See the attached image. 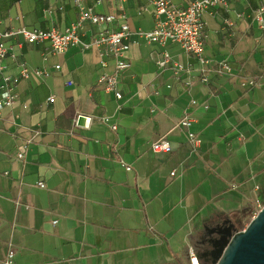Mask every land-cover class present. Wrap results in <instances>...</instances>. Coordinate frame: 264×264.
<instances>
[{
	"label": "crops",
	"instance_id": "crops-1",
	"mask_svg": "<svg viewBox=\"0 0 264 264\" xmlns=\"http://www.w3.org/2000/svg\"><path fill=\"white\" fill-rule=\"evenodd\" d=\"M170 1L186 7L194 0ZM153 3L83 0L96 13L117 15L113 28L129 25L119 99L98 82L113 60L96 46L54 54L47 41L4 36L0 81L19 75L22 62L48 74L19 78L17 97L1 111L0 264L9 243L14 264H188L189 249L199 252L224 222L254 211L264 188V28L254 15L264 0H224L205 14L207 82L178 43L140 34L154 25ZM77 17L73 0H0L4 33L23 25L62 30ZM102 26L86 21L82 42ZM164 51L170 62L160 67ZM220 60L231 75L214 71ZM173 62L182 68L175 72ZM250 77L258 85L242 86ZM78 113L90 117L87 126L73 123ZM184 116L190 128L178 124ZM162 136L172 150L153 152L151 142Z\"/></svg>",
	"mask_w": 264,
	"mask_h": 264
},
{
	"label": "built area",
	"instance_id": "built-area-1",
	"mask_svg": "<svg viewBox=\"0 0 264 264\" xmlns=\"http://www.w3.org/2000/svg\"><path fill=\"white\" fill-rule=\"evenodd\" d=\"M78 7V17L75 21L68 24L64 29L56 28L50 29H36L27 26H20L14 31L4 33L0 30V61L6 56L7 48L4 44V36L11 34H20L28 43H39L47 41L50 44V50L54 54L64 53L69 47L73 45H81L84 47L96 46L100 50L101 56L110 57L113 60V71L111 73H103L99 76L98 82L106 92H113L116 98H121V93L117 89L118 77L120 73L125 70L129 63L125 58V53L129 47L130 28L128 23L122 21L118 28H113L111 24L117 19V15L96 13L91 7L83 4V0H73ZM99 2V0H97ZM224 0H194L186 7H179L171 3L170 0H154V25L146 30L140 32L147 42L158 43L162 46L168 42H176L181 48L195 56L197 62L200 64L199 71L201 72L200 80L202 82L208 81V74L213 70L209 66V59L204 56V36L206 29L205 14L210 13L212 9L219 4H223ZM48 13H52V9H47ZM254 18L259 25L264 28V6H260L254 15ZM88 21L92 25L103 26L98 28L92 36L88 44H84L81 40V33L84 23ZM230 25V21H225ZM170 62V57L166 51L163 52V58L156 63L160 67H165ZM101 65H107L105 60L101 61ZM19 75L11 76L4 75L0 81V116L4 107L11 106L17 97L16 83L19 78H29L31 74L38 77L48 74L46 68H30L26 63L19 64ZM2 68V66H1ZM58 69L59 65H55ZM181 65L173 62V69L175 72L181 69ZM214 71L218 74L231 75V67L225 60L218 61ZM71 84V82H69ZM242 86H257L256 78H247L242 83ZM54 97H48V102L52 103ZM191 103H195L191 99ZM103 121H107L108 117L102 116ZM90 122V117L78 113L73 123L76 126H87ZM193 120L184 116L178 122L179 125L190 128ZM113 129L116 125H111ZM187 138L193 148L198 147L199 139L196 134L190 130L187 131ZM150 148L153 152L166 153L172 150L171 142L165 137H159L152 141ZM18 158L23 157L22 152L17 153ZM126 169H130L129 165H125ZM174 174V171L171 172ZM40 187H44L43 182H39ZM235 184H231V188H235ZM56 223V220L53 221ZM15 250L11 243L8 244L6 258L2 264H14ZM188 264H206L199 252L195 249H189Z\"/></svg>",
	"mask_w": 264,
	"mask_h": 264
},
{
	"label": "water",
	"instance_id": "water-1",
	"mask_svg": "<svg viewBox=\"0 0 264 264\" xmlns=\"http://www.w3.org/2000/svg\"><path fill=\"white\" fill-rule=\"evenodd\" d=\"M221 246L214 264H264V205Z\"/></svg>",
	"mask_w": 264,
	"mask_h": 264
},
{
	"label": "rangeland",
	"instance_id": "rangeland-1",
	"mask_svg": "<svg viewBox=\"0 0 264 264\" xmlns=\"http://www.w3.org/2000/svg\"><path fill=\"white\" fill-rule=\"evenodd\" d=\"M258 191L256 193V195L253 198V204L255 206L254 211H252V213L250 215H248V217H246L243 221H239L237 220V216L235 215V217L232 220H229L230 224H228V222H224L222 224L221 227L226 228V234H220V233H211V235H207L204 239H202L204 242L199 244L200 247L198 248L199 251L201 252H205V254H203L201 257L205 260L206 264H214V262L216 261V257L211 254V252L214 250V240L215 239H224L227 240L229 239L230 235L233 234L236 229L234 226V221L237 220V224L242 228H244L247 223L249 222V220L251 219L252 216H254L256 214V212L264 205V188L261 187V190H256ZM240 229V230H241ZM211 239V240H210ZM210 240V242H208Z\"/></svg>",
	"mask_w": 264,
	"mask_h": 264
},
{
	"label": "bare ground",
	"instance_id": "bare-ground-1",
	"mask_svg": "<svg viewBox=\"0 0 264 264\" xmlns=\"http://www.w3.org/2000/svg\"><path fill=\"white\" fill-rule=\"evenodd\" d=\"M215 231H218V233H220V234H226L227 232H226V228H223V227H220V228H218L217 230H215ZM225 240L222 238V239H215L214 240V245H213V247H214V250L211 252V254H213L214 256H217L219 253H220V251H221V243H223Z\"/></svg>",
	"mask_w": 264,
	"mask_h": 264
},
{
	"label": "trees",
	"instance_id": "trees-1",
	"mask_svg": "<svg viewBox=\"0 0 264 264\" xmlns=\"http://www.w3.org/2000/svg\"><path fill=\"white\" fill-rule=\"evenodd\" d=\"M233 224L235 226L236 231L241 229V227L237 224V221L236 220L234 221Z\"/></svg>",
	"mask_w": 264,
	"mask_h": 264
},
{
	"label": "flooded vegetation",
	"instance_id": "flooded-vegetation-1",
	"mask_svg": "<svg viewBox=\"0 0 264 264\" xmlns=\"http://www.w3.org/2000/svg\"><path fill=\"white\" fill-rule=\"evenodd\" d=\"M199 254L202 256L203 254H205V252H201V251H199Z\"/></svg>",
	"mask_w": 264,
	"mask_h": 264
}]
</instances>
